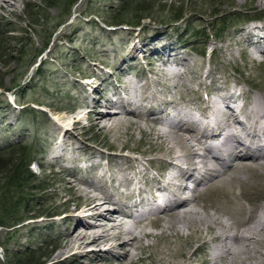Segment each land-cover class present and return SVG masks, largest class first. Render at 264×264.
<instances>
[{"label":"rangeland","instance_id":"374dc122","mask_svg":"<svg viewBox=\"0 0 264 264\" xmlns=\"http://www.w3.org/2000/svg\"><path fill=\"white\" fill-rule=\"evenodd\" d=\"M7 1H2L4 7H0V150L6 151L7 162L19 153L21 159L26 157L25 161L29 162L30 173L22 188L29 201L18 210H29V214L43 212V215L12 228L0 227V264H16L15 259L21 261L27 253L32 260L29 264L37 261L52 264L54 255L62 250L59 236L72 227L73 221L61 222V219L66 214L82 213L84 205L82 198L74 196L58 174L63 173L67 179H90L94 170L88 168L89 164H96L107 153V147L115 150L123 145L126 147L122 152L139 157L142 160L139 166L147 167L152 177L162 173L153 171L160 168L157 163L152 164V158L159 154L145 134L135 130L131 136L124 129L115 136L90 127L86 116L91 100L101 95L110 97L118 86L117 80L121 79L123 86H138L148 81L160 97L158 91L165 94L169 91L178 102L182 98L191 99L194 112L201 109L208 94L204 85L197 84L196 73L209 70L212 78L206 79L205 84L210 87L212 81L223 85L229 79L235 85L240 80L237 88H250L255 93V87L250 84L264 85V63L245 64L235 41L238 30L264 25V7L251 9L238 5L242 0H76L70 5L62 0ZM126 2L149 6V15L136 26L127 21L120 25L109 22L111 11L122 9ZM154 47H170L180 52L182 64L170 68L188 70L184 82L189 85L182 87L183 79L176 81V88L154 82L156 76L148 71L147 59L156 57L152 53ZM155 62L157 67L160 62ZM89 79L94 80L93 84L87 82ZM97 82L99 90L93 92ZM161 98L169 97L163 94ZM65 129L76 136L65 137L67 142L74 140V145L67 142L60 145ZM75 146H81L87 154L93 153V157L86 161L88 157L75 150ZM54 150L61 155L57 162L50 158ZM100 160L105 170L115 169L112 161L103 156ZM246 186L250 195L259 196L264 191V178L248 180ZM234 191L237 202L248 207V198L239 196L238 188ZM136 196L137 193L134 200H138ZM216 196L208 194L204 201ZM115 197L118 201L123 199L121 194ZM257 200L264 207V200ZM137 211L132 207L127 209L131 213ZM162 228L163 224L149 226L147 230L159 233ZM164 241L161 237L155 241L144 238L137 244L135 253L146 259L131 264H150L149 256L155 255V248ZM152 242L154 246L145 247ZM181 242L184 245L187 240ZM199 245L193 244L189 249L194 264H209L206 247L195 251ZM103 247L89 245L85 251L94 250V255L103 256L100 259L109 264L113 257L105 254ZM91 261L85 258L81 262Z\"/></svg>","mask_w":264,"mask_h":264},{"label":"bare ground","instance_id":"6f19581e","mask_svg":"<svg viewBox=\"0 0 264 264\" xmlns=\"http://www.w3.org/2000/svg\"><path fill=\"white\" fill-rule=\"evenodd\" d=\"M2 1L7 0H0L1 8ZM237 4L251 9L264 7L263 0H242ZM237 32L235 41L244 63H264V25ZM152 53L157 58L147 59L148 71L156 76L154 82L174 88L176 81L183 79L182 87L189 85L184 82L188 70L170 68L182 64L178 50L154 47ZM131 55L135 56L133 52ZM155 61L160 62L157 67ZM208 78H212L209 70L196 73L197 84L204 85L208 94L201 109L195 112L191 99L182 98L178 102L169 91L167 94L158 91L161 97L168 95L169 98L163 99L148 81L138 86H123L120 79L110 97L101 95L91 100L86 116L90 127L115 136L124 129L131 136L135 130L145 134L159 154L152 158V164L160 166L153 171L157 174L161 171V178L152 177L147 167L139 166L142 163L139 157L123 153L126 145L115 150L107 147V153L96 164H89L88 168L94 170L90 179H67L63 173L58 174L68 190L82 198L84 210L61 219V222L71 220L73 225L60 234L62 250L54 255L52 264H84L81 261L85 258L92 259L87 264H104L100 259L103 256L98 258L94 250L85 251L89 245H104V253L113 257L109 264L143 261L146 258L135 253L137 244L144 238L155 241L158 237L165 241L156 245L155 255L149 256L150 264H194L189 249L196 243L200 245L195 251L199 247L207 248L209 264H264V207L257 200H264V191L261 189V195L253 196L246 186L248 180L264 178V85L250 84L256 90L251 93L250 88H237L240 80L235 85L229 79L223 85L212 81L210 87L205 84ZM87 82L93 84L94 80ZM98 88L97 82L93 92ZM158 101L160 104L155 106L153 103ZM65 137L76 136L65 129L60 145L67 142ZM74 142L66 144L70 146ZM75 150L83 152L88 157L86 161L93 157V153L87 154L81 146H75ZM102 156L115 163L114 170L108 171L103 164L105 170L100 163ZM60 157L55 150L50 155L54 162ZM235 188L239 196L248 198V207L237 202ZM135 193L138 200L133 199ZM116 194H121L124 200L118 201ZM208 194L217 196L204 201ZM131 207L137 213L127 212ZM162 224L159 233L147 230L149 226ZM185 240L187 243L183 245L181 241ZM154 244L147 243L145 247Z\"/></svg>","mask_w":264,"mask_h":264},{"label":"trees","instance_id":"16d2710c","mask_svg":"<svg viewBox=\"0 0 264 264\" xmlns=\"http://www.w3.org/2000/svg\"><path fill=\"white\" fill-rule=\"evenodd\" d=\"M62 2L70 5L76 2V0H62ZM120 9L121 7L118 11H111L109 22L120 25L122 22L127 21L136 26L150 13L149 6H139L137 2L130 5L127 3ZM160 21L161 19L158 22ZM19 154L16 158L13 157L10 162H7L6 151L0 150V176L3 177V180L0 181V227L12 228L24 221L36 219L43 215V212L29 214V210L24 212L18 210L23 205L25 207L29 201L22 188L25 184L24 181L28 179L30 173L28 169L29 162L25 161L26 157L21 159ZM50 216H53V213ZM27 254L22 255L21 261L18 258L15 259L16 264H29L32 260L29 253ZM34 264H43V262L37 261Z\"/></svg>","mask_w":264,"mask_h":264}]
</instances>
